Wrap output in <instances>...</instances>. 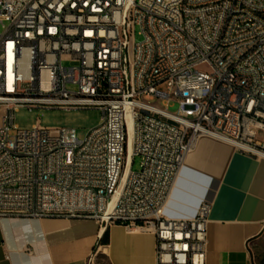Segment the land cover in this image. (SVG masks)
<instances>
[{"label":"built area","instance_id":"obj_1","mask_svg":"<svg viewBox=\"0 0 264 264\" xmlns=\"http://www.w3.org/2000/svg\"><path fill=\"white\" fill-rule=\"evenodd\" d=\"M0 26V219L119 224L156 264H207L211 205L164 210L201 138L264 159V0H0ZM21 109L103 118L81 140Z\"/></svg>","mask_w":264,"mask_h":264},{"label":"crops","instance_id":"obj_2","mask_svg":"<svg viewBox=\"0 0 264 264\" xmlns=\"http://www.w3.org/2000/svg\"><path fill=\"white\" fill-rule=\"evenodd\" d=\"M211 205L207 264H264V159L203 137L164 215L194 219ZM157 239L88 220L0 219V264H156Z\"/></svg>","mask_w":264,"mask_h":264},{"label":"rangeland","instance_id":"obj_3","mask_svg":"<svg viewBox=\"0 0 264 264\" xmlns=\"http://www.w3.org/2000/svg\"><path fill=\"white\" fill-rule=\"evenodd\" d=\"M3 31L0 26V32ZM136 39L142 40L140 30H137ZM164 90V89H162ZM155 106L165 108L161 101H156ZM178 103H172L169 111L173 114L179 113ZM103 114L98 110H28L21 109L15 114L14 125L19 130H31L36 126L46 129H74L77 131L79 139H84L90 130L99 126L102 122ZM141 160L139 157L132 158L131 169L139 171Z\"/></svg>","mask_w":264,"mask_h":264},{"label":"bare ground","instance_id":"obj_4","mask_svg":"<svg viewBox=\"0 0 264 264\" xmlns=\"http://www.w3.org/2000/svg\"><path fill=\"white\" fill-rule=\"evenodd\" d=\"M212 138V137H211ZM214 139V138H213ZM217 140V139H216ZM220 141V140H219ZM223 142V141H222ZM132 135H131V143H130V152L132 153ZM130 162H131V158H130Z\"/></svg>","mask_w":264,"mask_h":264}]
</instances>
